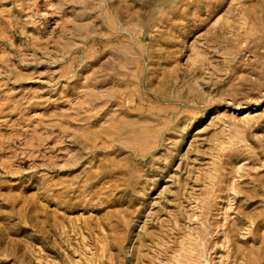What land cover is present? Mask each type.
Returning <instances> with one entry per match:
<instances>
[{
    "label": "rangeland",
    "instance_id": "374dc122",
    "mask_svg": "<svg viewBox=\"0 0 264 264\" xmlns=\"http://www.w3.org/2000/svg\"><path fill=\"white\" fill-rule=\"evenodd\" d=\"M0 264H264V0H0Z\"/></svg>",
    "mask_w": 264,
    "mask_h": 264
},
{
    "label": "bare ground",
    "instance_id": "6f19581e",
    "mask_svg": "<svg viewBox=\"0 0 264 264\" xmlns=\"http://www.w3.org/2000/svg\"><path fill=\"white\" fill-rule=\"evenodd\" d=\"M126 57V56H125ZM127 60V59H126ZM129 115V114H128ZM123 116H125V115H123ZM126 118V117H125ZM153 119V118H152ZM129 120V119H128ZM125 121V120H124ZM127 121V120H126ZM130 122H132V121H129L128 123H130ZM121 123V122H120ZM119 123V124H120ZM127 123V122H126ZM136 126V125H135ZM117 127H119V126H117ZM115 131H116V129H115ZM123 132H125V131H123ZM197 241V240H196ZM202 256H203V254H202ZM200 258V257H199ZM204 261H205V259H204ZM205 263V262H204Z\"/></svg>",
    "mask_w": 264,
    "mask_h": 264
}]
</instances>
